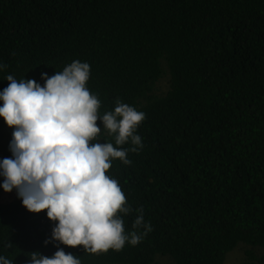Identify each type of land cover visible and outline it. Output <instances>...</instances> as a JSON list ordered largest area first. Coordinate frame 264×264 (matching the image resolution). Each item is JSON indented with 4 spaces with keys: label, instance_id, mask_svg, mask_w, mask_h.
I'll use <instances>...</instances> for the list:
<instances>
[{
    "label": "trees",
    "instance_id": "1",
    "mask_svg": "<svg viewBox=\"0 0 264 264\" xmlns=\"http://www.w3.org/2000/svg\"><path fill=\"white\" fill-rule=\"evenodd\" d=\"M73 61L90 65L101 116L117 99L145 113L143 148L107 175L133 209L122 216L126 233L140 208L152 231L90 254L52 241L56 222L17 196L0 200V255L13 264L58 249L81 264H225L244 245L240 264H264L253 249L264 251V0H0V91L8 75L43 86L42 73ZM99 142L114 139L102 130Z\"/></svg>",
    "mask_w": 264,
    "mask_h": 264
},
{
    "label": "clouds",
    "instance_id": "2",
    "mask_svg": "<svg viewBox=\"0 0 264 264\" xmlns=\"http://www.w3.org/2000/svg\"><path fill=\"white\" fill-rule=\"evenodd\" d=\"M89 76L88 63L73 61L51 77L42 73L43 86L34 79L6 77L0 117L14 131L12 157L0 161L4 177L0 187L5 192L15 189L29 212L46 211L47 218L56 222L52 241L99 255L119 252L126 243L139 244L152 227L144 222L140 208L135 210L132 231L126 233L122 216L133 209L118 181L107 175L113 160L128 165V152L143 148L136 133L145 113L117 99L114 110L101 116V101L86 86ZM102 130L115 146L99 142ZM129 142L133 147H121ZM11 246L9 242L7 247ZM0 264L13 261L0 255ZM30 264H81V260L58 249L51 257L31 252Z\"/></svg>",
    "mask_w": 264,
    "mask_h": 264
},
{
    "label": "rangeland",
    "instance_id": "3",
    "mask_svg": "<svg viewBox=\"0 0 264 264\" xmlns=\"http://www.w3.org/2000/svg\"><path fill=\"white\" fill-rule=\"evenodd\" d=\"M169 85V76L166 73L162 78L158 80L155 86V93L163 94L167 91ZM3 102L0 101V106ZM14 128H11L6 125L3 118L0 117V147L1 153L5 155V158H11L12 153L10 151L9 145L12 140V132ZM4 180L3 176H0V185H2ZM17 197V192L13 189L11 192H5L2 187H0V200L3 202H8L13 198ZM249 247L244 245H239L236 247L227 257L225 264H240L246 260L245 250ZM251 248V247H250ZM257 253H264L263 250L254 247L253 248ZM154 264H173V261L166 256H158Z\"/></svg>",
    "mask_w": 264,
    "mask_h": 264
}]
</instances>
